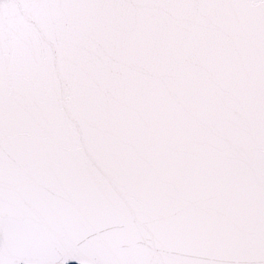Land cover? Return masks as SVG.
I'll return each instance as SVG.
<instances>
[{
    "label": "snow or ice",
    "instance_id": "obj_1",
    "mask_svg": "<svg viewBox=\"0 0 264 264\" xmlns=\"http://www.w3.org/2000/svg\"><path fill=\"white\" fill-rule=\"evenodd\" d=\"M77 262L264 264V0H0V264Z\"/></svg>",
    "mask_w": 264,
    "mask_h": 264
},
{
    "label": "water",
    "instance_id": "obj_2",
    "mask_svg": "<svg viewBox=\"0 0 264 264\" xmlns=\"http://www.w3.org/2000/svg\"><path fill=\"white\" fill-rule=\"evenodd\" d=\"M33 19H34V22H35V23L39 24V22H40V21H39V17H34ZM140 243H141V244H144V243H146V241H143V240H142ZM70 259H71V258H70ZM77 264H78V262H77Z\"/></svg>",
    "mask_w": 264,
    "mask_h": 264
}]
</instances>
